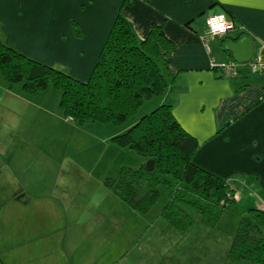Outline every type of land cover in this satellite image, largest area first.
Here are the masks:
<instances>
[{
  "label": "crops",
  "instance_id": "0c3cea01",
  "mask_svg": "<svg viewBox=\"0 0 264 264\" xmlns=\"http://www.w3.org/2000/svg\"><path fill=\"white\" fill-rule=\"evenodd\" d=\"M126 1L0 0V39L6 47L44 65L58 66L73 79L85 82L118 12L139 40L145 38L153 25L162 26L165 37L174 45L169 60L161 66L162 72L173 79L163 103L172 106L176 121L198 142L194 164L224 180L251 176L264 189V74L251 73L247 63L234 62L235 77L216 68L233 62L225 43H237L244 37L251 39L254 53L264 56V0H130L129 4ZM212 14H225L234 29L224 38L210 39L205 47L202 38L206 18ZM73 23L78 25L80 37L74 35ZM56 96L59 106V95ZM96 128L99 127L93 125V129L103 130ZM113 135L106 134L102 142H110ZM2 141L0 194L13 192L14 203H18L16 193H25L28 204L46 210L47 233H38V237L32 236L29 241L38 242L37 255H46L40 257L39 264H49L50 258L56 264L58 251L44 252L43 248L50 244L56 248L54 219H66L69 211L77 209L80 188L78 184L74 186L75 200V195L69 196L68 187L64 188L75 184L72 177L65 180L60 177L62 181L56 182V174L43 169L41 163L51 156L41 154L44 149L38 141L34 143L42 150L37 156H27V145L21 148L24 141L16 136L9 142ZM234 197L238 202L235 193ZM248 207L264 211V202ZM23 225L25 240L27 224ZM72 233L67 227L62 235V240L69 241L68 246L76 238Z\"/></svg>",
  "mask_w": 264,
  "mask_h": 264
},
{
  "label": "rangeland",
  "instance_id": "374dc122",
  "mask_svg": "<svg viewBox=\"0 0 264 264\" xmlns=\"http://www.w3.org/2000/svg\"><path fill=\"white\" fill-rule=\"evenodd\" d=\"M40 93L26 95L19 84L9 88L0 76V139L9 142L16 136L24 141L21 148L27 145V156H37L42 150L34 143L38 141L44 149L41 154L51 156L50 160L41 157L45 159L41 163L43 169L54 172L56 182L73 178L75 184L64 186L70 197L75 195L74 186L78 184L80 188L78 197L77 192L73 197L79 202L77 209L69 211L66 219H54L58 249L52 244L43 248L44 252L58 251L56 264H227L226 254L240 213L254 208L249 204L264 202V189L255 179L250 176L225 180L239 200L225 208L216 227L196 223L186 233H178L158 218L168 200L162 189L152 212L144 217L118 200L102 183L115 177L120 167L137 169L145 164L133 152L102 142L106 134L118 135L123 127L92 124L81 129L62 114L57 104L58 91L49 87ZM158 102L154 99L145 103L132 120L150 112ZM93 125L103 130H95ZM16 195L21 203H14L13 192L0 194V264H39L40 257L46 255H37L38 242L29 238L47 233V212L28 204L27 194ZM51 213L54 217L52 210ZM23 222L27 224L25 240ZM66 225L76 236L70 246L69 241L62 240ZM47 261L53 264L51 258Z\"/></svg>",
  "mask_w": 264,
  "mask_h": 264
},
{
  "label": "trees",
  "instance_id": "16d2710c",
  "mask_svg": "<svg viewBox=\"0 0 264 264\" xmlns=\"http://www.w3.org/2000/svg\"><path fill=\"white\" fill-rule=\"evenodd\" d=\"M72 25L74 35L80 37L78 25ZM173 50L162 26L153 25L139 40L118 12L87 81H77L60 69L26 57L6 47L1 39L0 76L9 88L19 84L29 96L49 87L58 91L62 114L79 127H126L110 142L133 152L144 163L152 161L153 166L150 170L144 164L137 169L120 167L115 177L104 179L105 188L144 217L152 212L162 189L168 200L158 218L183 234L196 223L216 227L235 197L223 178L194 164L198 142L176 121L172 106L163 103L173 79L161 66ZM154 99L159 100L156 107L132 120ZM242 263L264 264L262 210L250 208L238 220L227 264Z\"/></svg>",
  "mask_w": 264,
  "mask_h": 264
},
{
  "label": "built area",
  "instance_id": "2783aa9c",
  "mask_svg": "<svg viewBox=\"0 0 264 264\" xmlns=\"http://www.w3.org/2000/svg\"><path fill=\"white\" fill-rule=\"evenodd\" d=\"M234 29L232 21L228 20L225 14H212L206 18V33L202 38L204 46L214 37L224 38L229 31ZM249 70L253 74H264V56L254 53L251 60L247 63ZM222 73L227 75H236L235 63L228 62L216 67Z\"/></svg>",
  "mask_w": 264,
  "mask_h": 264
},
{
  "label": "water",
  "instance_id": "95a60500",
  "mask_svg": "<svg viewBox=\"0 0 264 264\" xmlns=\"http://www.w3.org/2000/svg\"><path fill=\"white\" fill-rule=\"evenodd\" d=\"M225 49L231 53L233 62L237 64L248 63L253 54L254 46L250 38L244 37L237 43L227 42L225 43ZM146 169H151L153 166L152 161H148L144 164Z\"/></svg>",
  "mask_w": 264,
  "mask_h": 264
}]
</instances>
